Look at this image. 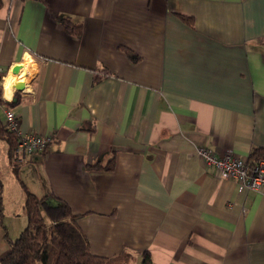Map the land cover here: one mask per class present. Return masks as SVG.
I'll return each mask as SVG.
<instances>
[{
	"label": "crops",
	"instance_id": "0c3cea01",
	"mask_svg": "<svg viewBox=\"0 0 264 264\" xmlns=\"http://www.w3.org/2000/svg\"><path fill=\"white\" fill-rule=\"evenodd\" d=\"M25 51L33 91L9 108L52 140L15 162L0 137V259L30 192L125 264H264V193L196 153L264 146V0H2L1 85Z\"/></svg>",
	"mask_w": 264,
	"mask_h": 264
},
{
	"label": "trees",
	"instance_id": "16d2710c",
	"mask_svg": "<svg viewBox=\"0 0 264 264\" xmlns=\"http://www.w3.org/2000/svg\"><path fill=\"white\" fill-rule=\"evenodd\" d=\"M1 4L2 0H0V6ZM62 20L73 32L78 30V26L73 25L68 18L64 17ZM17 101L18 90L14 100L8 104L2 99V87H0V105L9 108L16 105ZM0 137L9 142L12 150L16 137L7 129L1 118ZM263 150L264 146L253 148L248 161H256ZM113 165L114 157L112 156L108 164H95L93 167L110 170ZM24 211L27 217L26 225L16 238L9 239V250L0 259V264H125L131 258L125 251L111 256L93 253L85 233L77 222L78 215L72 212L66 201L52 194L38 197L27 192ZM150 262L149 253L143 252V264H150Z\"/></svg>",
	"mask_w": 264,
	"mask_h": 264
},
{
	"label": "built area",
	"instance_id": "2783aa9c",
	"mask_svg": "<svg viewBox=\"0 0 264 264\" xmlns=\"http://www.w3.org/2000/svg\"><path fill=\"white\" fill-rule=\"evenodd\" d=\"M42 61V57H37ZM9 113L12 119H9ZM4 123L9 131L16 137L15 145L11 150L13 161L20 162L27 156L42 152L52 140V135H40L20 130L17 115L11 108L4 109ZM196 153L207 165H213L215 169L226 178L237 181L240 188H248L264 193V150L262 155L254 162H249L248 157H238L232 152L215 155L207 148L201 146Z\"/></svg>",
	"mask_w": 264,
	"mask_h": 264
},
{
	"label": "clouds",
	"instance_id": "9594fccd",
	"mask_svg": "<svg viewBox=\"0 0 264 264\" xmlns=\"http://www.w3.org/2000/svg\"><path fill=\"white\" fill-rule=\"evenodd\" d=\"M16 68L21 70L18 74L14 75L13 73ZM37 70L38 68L33 56L28 51H25L22 58V63L13 64L9 68L8 74L3 77V83L0 85V87L3 88L2 99L10 104L14 100V96L17 91L15 86L18 84H23L24 91L31 93L33 88L29 86V78L31 77L32 73ZM8 118L12 119L11 113H9Z\"/></svg>",
	"mask_w": 264,
	"mask_h": 264
},
{
	"label": "water",
	"instance_id": "95a60500",
	"mask_svg": "<svg viewBox=\"0 0 264 264\" xmlns=\"http://www.w3.org/2000/svg\"><path fill=\"white\" fill-rule=\"evenodd\" d=\"M19 63H21V62H19ZM19 70H20L19 68H16V69L14 70V73H13V74H14V75L17 74V73L19 72Z\"/></svg>",
	"mask_w": 264,
	"mask_h": 264
},
{
	"label": "rangeland",
	"instance_id": "374dc122",
	"mask_svg": "<svg viewBox=\"0 0 264 264\" xmlns=\"http://www.w3.org/2000/svg\"><path fill=\"white\" fill-rule=\"evenodd\" d=\"M1 152H2V157H1ZM0 157H1L0 159L4 158L3 157V149H0ZM2 161H3V159H2ZM0 162H1V160H0Z\"/></svg>",
	"mask_w": 264,
	"mask_h": 264
},
{
	"label": "bare ground",
	"instance_id": "6f19581e",
	"mask_svg": "<svg viewBox=\"0 0 264 264\" xmlns=\"http://www.w3.org/2000/svg\"><path fill=\"white\" fill-rule=\"evenodd\" d=\"M20 70H21V69H20ZM20 70H19V71H20ZM18 85H19V86H24L23 84H18Z\"/></svg>",
	"mask_w": 264,
	"mask_h": 264
}]
</instances>
